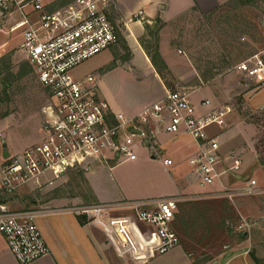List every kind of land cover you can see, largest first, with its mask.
I'll list each match as a JSON object with an SVG mask.
<instances>
[{"label": "built area", "instance_id": "obj_1", "mask_svg": "<svg viewBox=\"0 0 264 264\" xmlns=\"http://www.w3.org/2000/svg\"><path fill=\"white\" fill-rule=\"evenodd\" d=\"M114 0H72L49 8L48 0H0V18L15 21L8 32L21 30L19 48L31 65L45 93L39 142L22 152L0 156V189L14 193L33 184L59 178L70 169H91L103 161H134L137 143L146 145L156 133L185 134L196 145L188 164L198 175V184H214L222 191L198 197L167 196L154 199L120 201L71 209L95 223L104 232L119 257L139 256V244L133 237L136 223L155 231L157 244L152 254L164 255L179 245L173 228L178 206L197 198L241 199L264 195L254 179H244L242 160L235 152L221 151L220 133L232 112L229 106L214 107L209 99L200 102L209 108L199 113L183 91H166L157 102L133 117L109 116L92 75L75 77L73 71L85 61L108 50L118 42L117 26L110 18ZM245 79L264 83V49L257 51L234 68ZM151 130V132H149ZM4 136L0 131V142ZM171 165L170 159L163 160ZM234 178L237 186L227 188L223 177ZM38 211H12L0 204V234L18 264H30L47 255L49 248L36 223ZM111 227L120 229L128 247L115 244ZM240 226L239 228H241ZM141 256V255H140ZM142 264L149 256H141Z\"/></svg>", "mask_w": 264, "mask_h": 264}, {"label": "rangeland", "instance_id": "obj_2", "mask_svg": "<svg viewBox=\"0 0 264 264\" xmlns=\"http://www.w3.org/2000/svg\"><path fill=\"white\" fill-rule=\"evenodd\" d=\"M48 1L49 8H54L72 0ZM14 22L0 18V131L7 141L10 153L39 142L42 107L46 104L45 93L19 48L21 30L8 32ZM154 29L155 34L146 41L145 48L154 56L155 51L159 49L158 45L163 41L176 56L175 70L171 71L166 66L161 75L163 78L159 75L166 87L171 91L190 94L188 99L191 102L196 103L208 98L216 107L229 106L232 109L227 118L228 129L221 137L222 152L224 154L237 152L242 160L241 176L244 179L256 180L258 186L264 188V164L258 162L259 159H264V91H262L264 83L247 80L234 69L249 55L264 49V0H218L216 7L205 12L199 2L195 1L193 10L184 12L164 26L156 24ZM93 58L77 67L73 75L85 76L94 70L96 64ZM161 59L155 58L158 66L162 65ZM116 85L118 87L116 91L119 90L120 96L123 97L132 90V83L127 80ZM1 144L2 141L0 156ZM152 154H155V158H151ZM136 155L134 163L97 161L93 163L91 169L101 165L109 168L118 164L113 172L127 180V186L139 181L143 183L144 188L165 187L168 176L160 164V152L138 145ZM183 167L185 171L193 170L188 163H184ZM91 169H70L59 178L46 180L41 186L29 184L14 193L2 190V195L10 204L12 211H31L60 205L71 210L95 205L86 181V175ZM194 178L197 180L198 175L193 171V181ZM223 184L227 188L238 185L237 180L231 177L223 180ZM212 189L219 192L223 187L218 184ZM208 201L215 205L218 202L229 205L227 207L230 208L231 236L237 237L245 231L249 232L254 241L251 250L264 254L262 253L264 249L258 250L260 246L264 247V195L241 197L233 199V202L222 197ZM195 202H184L186 204L179 205L175 225L180 237L179 247L165 255L170 253L172 257L183 252H186V255L193 252L194 258L197 238L205 232L207 233L201 238L202 244L208 242L210 245H217L215 240L218 231L214 227L218 221L217 209L203 211L206 215L209 214V217L196 221ZM240 220H246L248 224L234 232ZM204 224L208 226H203ZM139 226L141 227L136 233L145 246L153 238L156 239L149 226L145 224ZM147 231L152 232V235ZM133 237L135 238L134 234ZM139 247L140 252L142 249L140 244ZM165 255L153 254L152 257L159 261L165 260ZM142 261L139 253V256L125 257L119 263L142 264ZM261 261L264 264V258H261Z\"/></svg>", "mask_w": 264, "mask_h": 264}, {"label": "crops", "instance_id": "obj_3", "mask_svg": "<svg viewBox=\"0 0 264 264\" xmlns=\"http://www.w3.org/2000/svg\"><path fill=\"white\" fill-rule=\"evenodd\" d=\"M195 1L199 2L204 12L216 7L218 2V0H134L133 2L114 0L110 8V18L118 29V43L96 55L93 58L96 64L94 70L85 75H92L95 78L97 92L107 102L111 118L118 114L123 115L125 118L133 117L144 108L159 101L169 90L155 69L144 44L151 38L156 24L164 26V24L174 21L184 12L193 10ZM146 26H148L149 31L146 30ZM158 46V54L163 63L171 71L175 70L176 56L174 52L163 41ZM125 80L132 83V90L130 94L123 97L120 96L119 90L116 91L118 88L116 84ZM200 102L192 103L197 107L199 113H206L209 108L201 106ZM211 105L216 107L212 102ZM227 126L224 129L210 130L211 133H220L221 144V137L224 131L228 129ZM138 145L142 144L138 142ZM143 146L160 152V164L168 176L165 187L152 188L148 186L144 188L142 187L143 183L139 181H134V183L127 186V180L122 179L121 176L115 175L113 172L118 164L109 166V168L101 165L94 167L86 175V181L92 194V202L101 204L167 196L198 197L205 193L214 192L212 188L218 184L201 188L198 179L195 180L194 178V181L192 179L194 170L185 171L184 163H188V158L196 151L195 143L185 134L173 135L160 131L149 143L147 142ZM26 147L16 149L12 154L20 153ZM163 154H165L164 157ZM151 158H155V154H152ZM164 159H170L172 164L165 165ZM134 161L131 163H134ZM225 178L226 176L223 180H227ZM2 192L0 190V204L7 205L11 210L10 204L4 199ZM192 201H196L194 203L196 221L205 220L206 217H209V214L206 215L203 211L217 209L218 221L214 226L218 231V237L215 240L217 245H210L208 242L202 244L201 238L207 233L205 232L197 238L198 241L196 240L194 258L193 252H188L187 255L186 252H183L172 257L169 253L168 255L164 254L165 260L155 261L151 253L152 248L158 242L157 236L154 234L156 239L153 238L145 246L138 233H136L141 224L136 223L132 228V233L142 248L140 255L149 256L148 261L143 264H259L254 261L251 254L258 260L260 259L259 261L264 258V254H258L251 250L252 245H254L252 235L245 231L244 234L237 237L235 235L231 236L230 208L227 207L229 205H226L225 202H218L215 205L204 198H197ZM184 204L186 203L182 202L179 205ZM36 211L39 212L36 216V223L49 248V252L30 264H120L119 261L123 259L118 256L113 244L104 236L105 234H103L101 228L88 221L85 216L82 219L83 223H81L80 217L63 205ZM240 221L235 226L234 232H238L240 226L243 227L248 224L246 220ZM175 225L176 215L173 228L177 232ZM203 226L207 227L208 225L204 224ZM151 231L155 233L153 228H151ZM148 233L152 235V232ZM260 234L262 233L260 232ZM234 238H237V240H234ZM113 242L117 244L116 241L113 240ZM262 249L264 247L260 246L258 250ZM0 264H18L1 234Z\"/></svg>", "mask_w": 264, "mask_h": 264}, {"label": "trees", "instance_id": "obj_4", "mask_svg": "<svg viewBox=\"0 0 264 264\" xmlns=\"http://www.w3.org/2000/svg\"><path fill=\"white\" fill-rule=\"evenodd\" d=\"M145 28H146V30L149 31L148 26H146ZM153 34H155V33L152 32V35H153ZM146 52H147V54L150 56L151 61H152L153 65H154L155 69L157 70V72H158L159 75L161 76V75L163 74V70L166 69V65L163 63V61H161V63H162L161 66H158V65H157L155 58H160V55L158 54V51H155L154 56H153V54H151V52L148 51L147 49H146ZM161 77H162V76H161ZM162 78H163V77H162ZM4 88H5V84H4ZM258 162H259V164H264V159H259ZM79 217H80V219H79L80 222L83 223V220H82V219L84 218V216H79ZM85 220H86V219H85ZM251 256H252V258L254 259V261H255L256 263H259V264L261 263V264H262V261H259L257 258H255V256H254L253 254H251Z\"/></svg>", "mask_w": 264, "mask_h": 264}, {"label": "bare ground", "instance_id": "obj_5", "mask_svg": "<svg viewBox=\"0 0 264 264\" xmlns=\"http://www.w3.org/2000/svg\"><path fill=\"white\" fill-rule=\"evenodd\" d=\"M111 235L112 239L116 241L117 244H121L123 247L127 248L128 247V240L124 236V234L121 232L120 229H117L115 227H111Z\"/></svg>", "mask_w": 264, "mask_h": 264}, {"label": "water", "instance_id": "obj_6", "mask_svg": "<svg viewBox=\"0 0 264 264\" xmlns=\"http://www.w3.org/2000/svg\"><path fill=\"white\" fill-rule=\"evenodd\" d=\"M2 149H3V157L7 158L10 155V152L7 148V143H6L5 138H3V140H2Z\"/></svg>", "mask_w": 264, "mask_h": 264}]
</instances>
